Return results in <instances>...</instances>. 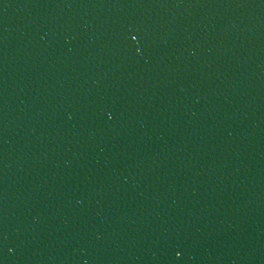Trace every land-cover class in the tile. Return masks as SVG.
<instances>
[{
  "label": "water",
  "instance_id": "95a60500",
  "mask_svg": "<svg viewBox=\"0 0 264 264\" xmlns=\"http://www.w3.org/2000/svg\"><path fill=\"white\" fill-rule=\"evenodd\" d=\"M0 264H264V0H0Z\"/></svg>",
  "mask_w": 264,
  "mask_h": 264
}]
</instances>
